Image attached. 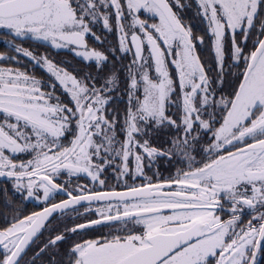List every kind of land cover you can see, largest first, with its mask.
I'll return each mask as SVG.
<instances>
[{
  "label": "snow or ice",
  "instance_id": "snow-or-ice-1",
  "mask_svg": "<svg viewBox=\"0 0 264 264\" xmlns=\"http://www.w3.org/2000/svg\"><path fill=\"white\" fill-rule=\"evenodd\" d=\"M0 264H264V0H0Z\"/></svg>",
  "mask_w": 264,
  "mask_h": 264
}]
</instances>
